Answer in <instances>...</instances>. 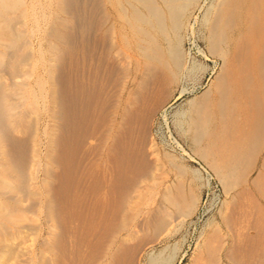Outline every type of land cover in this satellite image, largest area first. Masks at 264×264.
I'll return each instance as SVG.
<instances>
[{"label":"bare ground","instance_id":"6f19581e","mask_svg":"<svg viewBox=\"0 0 264 264\" xmlns=\"http://www.w3.org/2000/svg\"><path fill=\"white\" fill-rule=\"evenodd\" d=\"M202 11L213 65L177 122L226 200L188 255L152 249L199 195L164 182L150 128L196 89L182 46ZM186 256L264 264V0H0V264Z\"/></svg>","mask_w":264,"mask_h":264},{"label":"rangeland","instance_id":"374dc122","mask_svg":"<svg viewBox=\"0 0 264 264\" xmlns=\"http://www.w3.org/2000/svg\"><path fill=\"white\" fill-rule=\"evenodd\" d=\"M203 11L196 13L195 24H193L192 30H187L185 34L187 38H185L182 46L185 52L191 53V58L188 59V68H194L183 82V86L185 85L184 87L188 89H196L193 92L170 99L165 116L161 117L160 114H157L150 128L152 144L157 149L160 166L165 173L164 182L178 183L182 181L185 188L194 189L198 191L199 195L197 210L194 215L186 220V223H182L179 228L177 227L178 231L175 230L174 226L170 228L174 232L170 241L158 244L152 249L161 250L166 246L177 244L179 251H182L187 249L189 245L188 255L192 253L199 236L208 230L207 223L220 214L226 200L221 185L205 163L191 150V142L185 134L183 126L177 122L178 116L187 110L189 101L205 91L213 65L211 61L203 59L196 53V46L206 50L205 31L199 23ZM183 175L185 176L183 177ZM208 179L210 180L209 184H207ZM187 262L188 256L184 257L182 264Z\"/></svg>","mask_w":264,"mask_h":264}]
</instances>
